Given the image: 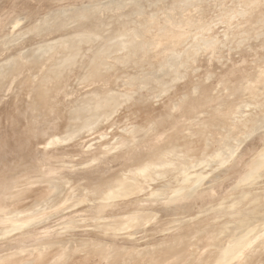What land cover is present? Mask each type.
<instances>
[{
    "label": "rangeland",
    "instance_id": "obj_1",
    "mask_svg": "<svg viewBox=\"0 0 264 264\" xmlns=\"http://www.w3.org/2000/svg\"><path fill=\"white\" fill-rule=\"evenodd\" d=\"M141 1L0 0V53L2 55H0V72H6L7 69V72L12 70L11 74L6 73L7 75L0 79H4L1 82L2 84L0 83V264H11L14 260L15 264L18 261L20 262V260H22L20 263L30 260L23 264H191L192 262H194L192 264H210L211 262H213L212 264H264V9L260 7L255 9L243 7L244 3L256 4L258 0ZM154 1L156 2L155 5H150L154 4ZM145 3L150 4L146 5ZM180 3L183 5L181 6ZM169 4L170 6H168ZM120 5L122 8L124 7L123 10ZM113 7H117L120 10L118 11L115 8V15L111 13L114 10ZM185 7L188 8L186 9ZM233 7L236 9H233ZM106 9H109V13ZM90 11H93V13L88 16ZM104 11H107V14ZM94 12L95 15L93 17ZM97 12L98 15H96ZM118 12H121V14H118ZM67 14L70 25L65 21ZM167 14L169 15L167 16ZM62 15L65 16L62 18L60 17ZM86 15L88 16V22L84 20ZM117 15L122 19L116 18ZM95 16H99V18L96 17V21L100 20L98 25L95 24L97 23L94 20ZM58 17L61 18V23H59ZM74 18L76 20L79 18V22L76 20L75 22L80 23V25L78 24L80 27H77L76 23V26L72 25L74 23L70 19ZM89 18L91 23L88 20ZM109 18L112 20L108 21ZM42 20L51 21V27L48 25L49 22H47L49 27L44 24V28L45 26L48 28L45 29L43 34H47L49 30H46L49 28H51V31L47 35H42V37L46 35L47 40L46 38L44 40L53 45L57 44L60 38L64 36L62 39L66 42L67 40L77 39V35H74L76 31V34H78V30L82 29L80 31L82 33L90 27L87 30V32H91L90 34L85 32L86 36L84 33H82L83 35L79 33L78 36H83V38L88 35L91 38L93 36L91 43L93 42L92 44L94 45L89 43L88 47L87 38L89 36L85 38L86 44L84 41V45L82 44L80 37L81 43L80 41L76 43L81 44L80 46L77 45L76 48L82 47L79 48L80 50L78 49L80 54L76 53L77 56L83 57L79 58L82 60L81 64H79L80 68L78 64L77 66L72 65L74 58L70 55L74 56L75 52H77V49L74 48L75 46L72 48L75 51H71V54L67 53V50L70 49L67 45L68 42L62 47L65 44L62 39L60 41L62 42L61 49L57 47L60 46V42L53 47H57L60 52L62 50L63 53L66 52L64 54L65 57L63 53L58 51L59 56L63 55L64 58H72L67 60L72 61L70 63L73 67L71 68H75V70L73 69L72 71L69 67L70 65L68 66L67 64L66 66L68 67L65 69V66L64 71H61L66 76L67 73L64 72L71 70L72 72H69L67 77L60 73L62 74L61 78L59 74L56 79L54 75L52 77L50 74L53 70H47L50 63L54 62V66H56L55 63L59 64L64 59L61 57L63 60L60 61L61 58L57 57L58 60L55 57L56 53L53 54L56 59L52 56V53L56 52L57 48L54 51L53 49L49 51V53L51 52L50 54L47 51L45 53L44 50H48V47L52 48L51 46L53 45L50 46V44H48V47H44V50L39 51L40 48L37 47V44L38 46L47 44L43 39L41 40L42 37H39V34L37 36L40 31L36 29L43 27ZM54 20H58V25L61 24L64 27L60 28V26L54 24V22L57 23ZM80 20L88 23V26ZM101 21L105 22V24H102ZM113 21L117 26L115 28L114 23H111L113 24L111 26L109 24L110 29L113 27L112 32L107 24ZM92 23L99 27L105 25V31L100 29L102 26L98 27V29L95 26L92 27ZM134 23L140 29H137L139 27H135ZM52 24L56 25L57 28L55 26L54 30H52ZM89 24L91 25L89 26ZM66 25H69V30L72 29L73 33L70 31L71 33L67 34L69 31L68 29L66 30ZM84 25L88 28L86 27L87 29H85ZM207 25L208 27H206ZM94 27L95 30L91 31L90 29ZM62 28H65V30H62ZM33 29L34 36H32L33 33H30L33 32ZM106 31L112 36H108L109 34L105 33ZM92 33L94 34L91 35ZM98 33L101 40H107L108 36L109 38L111 37L110 41L108 39L104 43L102 42L103 44L101 43L100 46V37L94 38L95 34L98 36ZM101 34L102 36L106 34V38L102 37ZM91 38L89 37L88 41ZM133 38H137L134 41L138 40L136 45L132 40ZM129 39L131 41H127ZM96 40L97 42H95ZM115 40L119 41V45L121 43L127 44V42L128 45L134 43L132 44V49L135 48V45L136 49L134 51L136 52L129 47L131 45L124 49L123 47L121 48L123 44L115 47ZM20 44L24 45L21 46ZM110 45L113 46V51L107 48L111 47L112 49ZM15 46L16 48H13ZM35 46L36 48H34ZM93 46L94 48H91ZM95 46L98 50H95ZM65 47L68 49L66 50ZM33 48H39L37 50L38 53L41 55L44 53V56L47 55L46 58H48L49 54L58 62L52 61V58L50 59L49 57L48 60L52 62L48 63L44 56L42 57L45 60L42 57L41 59L40 56L38 57L37 52ZM81 49L89 50L88 53H85L86 56L81 55L85 52L81 53ZM92 49L97 54L92 55ZM102 50L103 54H101ZM31 51L33 53L36 52V55ZM104 51L107 52L106 55ZM109 51L111 53H108ZM131 51L134 53H131ZM31 53L32 57L35 55L34 57L39 60L34 57L31 60L30 58L32 57H29ZM21 54H24L23 56L26 57V60L27 55H29L28 59L30 61V63L24 61L28 63H23V68L30 66L28 64H31V61V65L35 64V66H32L34 67L33 71L36 70L37 66L42 65V69L44 71L47 70L49 75H51L49 76L46 73L48 79L51 77L49 80L53 84L55 83L54 87L57 85L65 86L60 87L59 90V86L55 87V89L52 87L53 90L59 91V93L58 91L55 93V91L51 90L52 95L53 93L56 94L55 96L53 95L54 98L49 93L47 94L46 101L47 103H52L51 107L54 110L51 108L42 112L46 113L45 115L47 116L51 112V118L50 116H48L49 118L45 116L44 113L41 114L40 111L43 108H49V104L47 105L46 102L42 104L43 101L37 99H35L37 101H33V98L31 100V93L29 92L31 89L29 88L33 87L34 89L38 84L40 87L41 84V87L43 86L42 88L48 91L51 89L50 84L52 83L48 82L49 80H47L46 74L41 70V67L38 68V71H35V74L29 69L31 66L26 67V70L20 68L22 60H25L24 57L20 58ZM98 54H101V57L104 55V59L108 58L106 60V62L108 61L107 66H105L104 59L102 60ZM97 55L99 59L96 58ZM197 55L203 56V59ZM77 56L74 57L76 58ZM120 56L122 57L120 58ZM128 57H131V60L127 59ZM169 57L171 58L168 59ZM15 58L17 60H14ZM79 59L74 64L80 63L78 62L80 61ZM114 59L115 61H113ZM178 59L180 60L178 63H183L185 68V70L184 68L180 69L181 72L176 70L177 67L182 68V66H178L180 65L177 63ZM33 60L42 63H35ZM12 61H15L14 64L18 62L15 67L17 68L18 66L19 68L14 69ZM91 61L97 62L93 63ZM98 61H103L104 66ZM46 63L48 66L45 65ZM10 64L12 68L9 66L6 69L5 66ZM84 64L88 65V67L95 66L92 68L94 70L91 68L85 69ZM81 65L84 66L82 68L85 70H82ZM96 65L98 69H96ZM109 65L115 67L119 65V67L125 68L119 71L120 68L116 67L118 72H116L117 69L115 68L116 71L113 74L112 71L114 69L110 71V68L108 69ZM77 67L79 68L78 70H76ZM88 67L86 66V68ZM80 69L83 76H90L91 78L83 77L82 81L79 76L81 75ZM105 69H108L111 75ZM27 70L29 74H27ZM95 70L97 71L95 72ZM174 70L180 73H172ZM84 71H90V73L93 71V74L89 75L90 73L88 74ZM131 71L135 73L133 74ZM17 72L20 74L16 75L18 74ZM36 72H39V74ZM40 72H43L44 80L47 82L41 81L43 77ZM104 72L106 74L102 75ZM122 72L126 73V79L123 78L125 77L124 74H122L123 76L120 75ZM21 74L23 77L25 74L27 75L23 81L21 80L20 84L19 77L22 79ZM173 74L176 76H172ZM28 75H30L29 79L34 76L41 77H38L39 79L36 77L37 80L34 78L33 81L27 78ZM115 75H118V77ZM168 75L173 77V79L174 77L175 79L176 77L180 79L175 82L176 80L168 78ZM7 76H9L8 80ZM11 76L13 78H10ZM62 77L66 79L64 80ZM102 77L109 78L106 81ZM127 77L131 78L130 82L134 81L136 84L134 85L132 82L129 85L128 81L130 78L128 80ZM26 79L30 82L32 80L31 84L35 82L36 85L32 84L33 86H31ZM60 79H63V82ZM39 80L42 83L46 82L45 86L42 83L37 84L36 81L40 82ZM77 80L80 82H77ZM160 80H162L161 83L163 82V85L159 82L162 86L157 83ZM26 81L29 83L26 84L30 85L25 86V88L28 86V89L26 88L27 92L23 88ZM152 81L153 84L157 83V88L152 86ZM59 82L61 83L59 84ZM121 83L125 84V86H122ZM170 84H172L171 86L175 85L171 87ZM46 85H49L47 86L49 87L48 90ZM68 86L70 93L68 90L66 91ZM70 88L72 91H70ZM33 89V93H36L34 91L36 88ZM115 91L120 94L123 93L125 99L120 94L118 96ZM33 93L31 97L35 96L36 98ZM93 93L95 94L92 95ZM2 94L4 95L2 96ZM114 94L119 97L121 102H117L118 99L117 97L114 98ZM81 95L85 99L80 100L85 104L77 99L78 104L76 103L75 105L73 100L76 98L74 97L79 96V98H82ZM105 97L110 98V104L117 102L116 104L118 105L114 109L113 107L116 104L112 105V107H108L111 105L107 106L113 109H111L112 112L107 108L104 109L105 113L104 111H100V113L94 111V113H98L97 117L100 120H97L94 113L92 116L94 115L96 119L94 116L89 115V112H93L91 111L93 109L87 111L88 114H85V118L91 116L89 117L90 120L94 118L92 122H95V120L99 122L97 123L96 121L93 124L85 119V123L88 124L82 127L84 118L81 117L83 118L82 121L79 118L81 122L79 123L78 118H74L73 114L75 113L71 109L75 111L76 108L83 107L80 104L87 105L88 100L92 101V103L91 101L89 102V104H92L90 106L97 107V102L100 104V101L107 100ZM150 97L152 98L149 103L147 100ZM91 98H94L93 100L96 103ZM48 99H50V102H48ZM30 100L36 105L33 108L37 111L30 107L32 104ZM84 100H86L87 104ZM70 101L74 104L71 105ZM29 102L31 103L29 104ZM38 102L40 103L38 104ZM53 103L55 105L59 103V106H52ZM120 103L124 105H120ZM44 104L46 105L44 106ZM74 105L75 108L73 107ZM143 105H146V107L141 110ZM71 106L72 108L70 109ZM136 106L139 107L137 108ZM26 107H30V109ZM59 109H61L60 113L58 112ZM68 110L72 112H67ZM32 112L33 114L35 112V116L32 115ZM66 112H71L69 116L73 113L72 118L77 120L76 124H81V126L78 125L79 127L76 125L74 127L83 128H81V132L74 128L77 131L69 132L72 133L71 135L69 134V137L65 136L66 131L69 129L65 125L72 126L75 123H73L74 120L72 118H70V121L69 118H67L68 120L66 119L68 117V114L65 116ZM83 112L85 113L86 111ZM36 113L40 114V117L37 114V117L40 118L37 119L39 122L34 120V117L35 119L37 118ZM54 113L59 115L54 116ZM141 113L145 114L142 115ZM99 114L100 116L102 114V116L100 117ZM41 115L45 116L47 120L41 119ZM49 119L51 120L49 121ZM40 120L46 126L40 125ZM64 120H67V122H64ZM71 120L73 121L71 122ZM10 121H15V123L12 122L11 125ZM109 121L114 124L110 126ZM68 122H71L70 125ZM177 170L179 173H177ZM129 173L131 174L129 175ZM194 178L197 179L195 180ZM179 210L180 212H178ZM180 213L185 216H181ZM175 229L178 231H175ZM124 230H127V233ZM172 231H174L175 235ZM75 249L76 251H74ZM204 249L205 251H203ZM14 254H16V257ZM12 255L16 259L13 258L12 260ZM211 256L214 257L212 258ZM60 257L61 259H59Z\"/></svg>",
    "mask_w": 264,
    "mask_h": 264
},
{
    "label": "bare ground",
    "instance_id": "obj_2",
    "mask_svg": "<svg viewBox=\"0 0 264 264\" xmlns=\"http://www.w3.org/2000/svg\"><path fill=\"white\" fill-rule=\"evenodd\" d=\"M9 1H10V0H9ZM99 1H100V0H99ZM139 1L142 2L141 0H139ZM149 1H150V0H149ZM155 1H156V0H155ZM155 1H154V4H150V3H145V4H146V5H147V4L155 5V3H156ZM161 1H163V0H161ZM161 1H160V2H161ZM186 1H187V0H186ZM193 1H194V0H193ZM197 1H198V0H197ZM199 1H200V0H199ZM206 1H207V0H206ZM226 1H227V0H226ZM232 1H233V0H232ZM254 1H255V0H254ZM133 2H134V1H133ZM143 2H145V0H143ZM151 2H153V1H151ZM165 2H166V0H165ZM177 2H178V1H177ZM180 2H181V1H180ZM208 2H209V1H208ZM217 2H218V1H217ZM120 3H121V2H120ZM126 3H127V2H126ZM157 3H158V1H157ZM168 3H169V2H168ZM183 3H184V1H183ZM203 3H204V2H203ZM130 4H131V3H130ZM161 4H162V2H161ZM177 4H178V3H177ZM200 4H201V3H200ZM222 4H223V3H222ZM244 4H245V3H244ZM146 5H145V6H146ZM150 5H149V6H150ZM162 5H163V4H162ZM165 5H166V3H165ZM180 5L182 6L183 4L180 3ZM207 5H208V4H207ZM207 5H206V6H207ZM225 5H226V4H225ZM231 5H232V4H231ZM236 5H237V4H236ZM163 6H164V5H163ZM168 6H170V4H169ZM184 6H185V5H184ZM216 6H217V5H216ZM227 6H228V5H227ZM99 7H100V6H99ZM120 7L122 8L121 5H120ZM120 7H119V8H120ZM147 7H148V6H147ZM152 7H153V6H152ZM196 7H197V6H196ZM87 8H88V7H87ZM109 8H110V7H109ZM113 8H114V10L111 8V9L113 10V12H112L111 10H110V11H111V13H113V14L115 15L116 13H114V12H115V8L117 9V7H113ZM123 8H124V7H123ZM123 8H122V10H123ZM150 8H151V7H150ZM159 8H160V7H159ZM161 8H162V7H161ZM176 8H177V6H176ZM185 8H186V7H185ZM187 8H188V7H187ZM187 8H186V9H187ZM197 8H198V7H197ZM197 8H196V9H197ZM234 8H235V7H233V9H234ZM154 9H155V8H154ZM166 9H167V8H166ZM177 9H178V8H177ZM180 9H181V7H180ZM182 9H183V8H182ZM196 9H195V10H196ZM222 9H223V8H222ZM224 9H225V8H224ZM235 9H236V8H235ZM69 10H70V9H69ZM106 10H107V9H106ZM108 10H109V9H108ZM108 10H107V11H108ZM117 10L120 11L119 9H117ZM175 10H176V9H175ZM197 10H198V9H197ZM242 10H243V9H242ZM242 10H241V11H242ZM94 11H96V9H94ZM97 11H98V10H97ZM107 11H104V13L106 12V14H107ZM130 11H131V10H130ZM148 11H149V10H148ZM169 11H170V10H169ZM178 11H179V10H178ZM184 11H185V10H184ZM193 11H194V10H193ZM230 11H231V10H230ZM234 11H235V10H234ZM237 11H238V10H237ZM124 12H125V11H124ZM132 12H133V11H132ZM161 12H162V11H161ZM167 12H168V10H167ZM190 12H191V11H190ZM203 12H204V11H203ZM239 12H240V11H239ZM91 13H93V11H90V15H89V13H88V16H91ZM108 13H109V11H108ZM125 13H127V12H125ZM168 13H169V12H168ZM172 13H173V12H172ZM218 13H219V12H218ZM246 13H247V12H246ZM44 14H45V13H44ZM68 14L70 15V13H68ZM68 14H67V17H68V18L65 17L66 20L64 19V20L66 21V23L68 22V19H69ZM118 14H121V12H120V13L118 12ZM134 14H135V13H134ZM159 14H160V13H159ZM187 14H188V13H187ZM65 15H66V14H65ZM65 15H62V16H60V17L63 18ZM94 15H95V12H94V14H93V17H94ZM96 15H98V12L96 13ZM104 15H105V14H103V16H104ZM114 15H113V16H114ZM135 15H136V14H135ZM152 15H153V14H152ZM168 15H169V14H167V16H168ZM171 15H172V14H171ZM201 15H202V14H201ZM236 15H237V14H236ZM244 15H245V14H244ZM70 16H71V15H70ZM88 16L86 15V17H85L84 20L87 21V17H88ZM164 16H165V15H164ZM193 16H195V15H193ZM215 16H216V15H215ZM217 16H218V15H217ZM222 16H223V15H222ZM60 17H58V18H59V23H61V22H60V19H61ZM71 17H72V16H71ZM71 17H70V18H71ZM73 17H74V16H73ZM96 17L99 18V16H95V19H94L95 22H97V23H95V24L98 25V23H100V22H98V21H100V20L98 19V21H96V20H97ZM104 17H106V16H104ZM109 17H110V15H109ZM122 17H124V16H122ZM131 17H132V15H131ZM134 17H136V16H134ZM140 17H141V16H140ZM147 17H148V16H147ZM154 17L156 18V16H154ZM190 17H191V16H190ZM203 17H204V15H203ZM227 17H228V15H227ZM231 17H232V16H231ZM248 17H249V16H248ZM41 18H42V17H41ZM58 18H56V19H58ZM91 18H92V17H91ZM100 18H101V16H100ZM102 18H103V17H102ZM111 18H112V17H111ZM116 18H119L118 15H117ZM160 18H161V17H160ZM200 18H201V17H200ZM216 18H217V17H216ZM240 18H241V17H240ZM29 19H30V18H29ZM77 19H78V20H76V18H74V19H70V21L73 20V23H74V24H72L73 26H76V25H75V23H76L75 20H76L77 22H79V18H77ZM104 19H105V18H104ZM104 19H103V20H104ZM121 19H122V18H119V20H121ZM137 19L139 20L138 16H137ZM137 19H136V20H137ZM153 19H154V18H153ZM167 19H168V18H167ZM170 19H171V18H170ZM207 19H208V18H207ZM246 19H247V18H246ZM24 20H25V19H24ZM88 20H90V23H91V19L89 18ZM92 20H93V19H92ZM111 20H112V19L109 18L108 21H111ZM138 20H137V22H138ZM163 20H164V19H163ZM190 20H191V19H190ZM209 20H210V17H209ZM218 20H219V19H218ZM28 21H29V20H28ZM28 21H27V22H28ZM45 21H46V23H45ZM45 21H43V20L41 21V22H43V24H42L43 27L36 29V30H39V31H40L39 33H37V36H38V34H39V37H40V36L42 37V35L46 34V33L43 34V32L45 31L46 28H48L49 26L51 27V21H50V22H49V20H45ZM54 21L57 22L58 20H54ZM80 21H83V20H80ZM114 21H115V20H114ZM114 21H113V22H110V23L108 22V24H107V25H108V28H109V24H110V26L113 25V24H111V23H114ZM157 21H158V20H157ZM212 21H213V20H212ZM216 21H217V20H216ZM47 22H49V24H48L49 26L47 25ZM84 22H85V21H83L82 23H84ZM87 22H88V21H87ZM93 22H94V21H93ZM101 22H102V21H101ZM115 22H118V21L116 20ZM119 22L121 23V21H119ZM131 22H134V21H131ZM139 22H140V21H139ZM151 22H152V21H151ZM163 22H164V21H163ZM172 22H173V21H172ZM189 22H190V21H189ZM196 22H197V21H196ZM227 22H228V21H227ZM59 23H58V22H57V23L54 22V24H57V26H60V28H61L63 25H62V26H61V24L58 25ZM68 23H69V22H68ZM82 23H81V26H82ZM85 23H86V22H85ZM85 23H84V24H85ZM127 23H128V22H127ZM148 23H149V22H148ZM160 23H161V22H160ZM185 23H186V22H185ZM206 23H207V22H206ZM44 24H45L46 26H48V27L45 26V28H44ZM70 24H71V23H69V25H70ZM76 24H77V27H80V26H78V24L80 25V23H76ZM86 24H87V26H88V23H86ZM95 24L93 25V23H92V27L95 26ZM102 24H105V22H102ZM183 24H184V23H183ZM39 25H40V22H39ZM52 25H53V24H52ZM69 25H66V26H67L66 30L68 29V31H69L67 34H69V33H71V32L73 33V31H71L72 29L69 30V27H68ZM72 25H71V27H73ZM90 25H91V24H89V26H90ZM130 25H132V24H130ZM133 25H135V27L137 26L136 23H134ZM178 25H179V24H178ZM260 25H261V24H260ZM16 26H17V25H16ZM31 26H32V25H31ZM55 26H56V25H55ZM55 26H54V25L52 26V30H54V27H55ZM57 26H56V28H57ZM66 26H65V27H66ZM87 26H86V27H87ZM101 26H102V25H101ZM101 26H100V27H101ZM104 26H105V25L102 26L103 28H102V27L100 28L99 26H95V27H97L96 29H98V27H99L102 31H103V30L105 31V29H104L105 27H104ZM114 26H115V28H116L117 24L115 25V23H114ZM167 26H168V25H167ZM193 26H194V25H193ZM237 26H238V25H237ZM262 26H263V25H262ZM37 27H38V24H37ZM37 27H36V28H37ZM39 27H40V26H39ZM63 27H64V26H63ZM86 27H85V25H84V28H85V29L88 28V27H87V28H86ZM95 27H94V28H91L90 30H91V31H94V30H95ZM106 27H107V26H106ZM131 27H132V26H131ZM137 27H139V26H137ZM190 27H191V26H190ZM206 27H208V25H207ZM209 27H210V26H209ZM42 28H43V31L41 32ZM58 28H59V27H58ZM89 28H90V27H89ZM89 28H88V29H89ZM110 28H111V27H110ZM110 28H109V29H110ZM158 28H159V27H158ZM175 28H176V27H175ZM177 28H178V27H177ZM259 28H260V27H259ZM40 29H41V30H40ZM50 29H51V28L47 29L46 31H48V30L51 31ZM73 29H74V28H73ZM75 29H76V28H75ZM88 29H87V30H88ZM93 29H94V30H93ZM112 29H113V27H112ZM112 29H110V30L112 31ZM137 29H140V27L137 28ZM205 29H206V28H205ZM205 29H203V30H205ZM233 29H234V28H233ZM59 30H61V29H59ZM62 30H65V28H62ZM76 30H77V29H76ZM76 30H75V31H76ZM87 30H84L82 33H84V35H85V32H86V34H87V33L90 34L91 32H87ZM106 30L108 31V29H106ZM110 30H109V32H110ZM130 30H131V29H130ZM159 30H160V29H159ZM206 30H207V29H206ZM49 31H48L47 34H49ZM56 31H58V30L56 29ZM70 31H71V32H70ZM80 31H82V29H81V30H78V34H76L77 31L74 33V35H77V39H74V40L72 39V37H73L74 35H73V36L71 35V36H72V37H71L72 41L69 40L70 42L67 40L68 37H69V39H70V36H69V35H68V37H66L67 39L65 38V39L67 40L68 44H67V42H66L64 39H62V38L65 37L64 35H63L64 37H62V38H60V37L58 36V37L60 38L59 42H60L61 39H62L63 41H65V42H63V43H65V44H63V46H62V42H60V44H59V42L57 43V41H58V40H57V41H56L57 44H54V45L57 46V45L59 44L60 46H57V47H59V49H61V48H60L61 46L64 47V46L67 44L68 47L70 48L69 50H67L68 48L66 49V47H65V49L67 50V53H68V54H71V53H72L71 51H75V50H72V48L75 46L74 48L77 49V52H75V54H74V53H73V54H74V56H77L76 53H77V54H80V53H78L79 50H80L79 48H82V47H79V48L77 47V48H76L77 45H78V46L81 45V44H76V43H77V42L79 43V41H80V43H81V39H82V44H83V41H84V43L86 44V39H85V38H87L88 36L91 38L90 35H88V36L85 37V38H83V36H78L79 33H80ZM102 31H101V33H102ZM107 31H106L105 33L109 34ZM114 31H116V30H114ZM37 32H38V31H37ZM98 32H99V31H98ZM112 32H113V31H112ZM112 32H111V33H112ZM126 32H127V31H126ZM134 32L136 33V31H134ZM137 32H138V31H137ZM191 32H192V30H191ZM30 33H33L32 36H34V29H33V32H30ZM35 33H36V31H35ZM40 33H41V35H40ZM56 33H57V32H56ZM59 33H60V32H59ZM82 33H80V34H82ZM94 33H95V32H94ZM94 33H92L91 35H93ZM99 33H100V32H99ZM99 33H98V36H96V34H95V37H94L95 39H97V38L100 37V36H99V35H100ZM117 33H118V32H117ZM135 33H134V34H135ZM237 33H238V32H237ZM47 34H46V35H47ZM131 34H132V33H131ZM131 34H130V35H131ZM30 35H31V34H30ZM46 35H45V36H46ZM82 35H83V34H82ZM105 35H106V34H105ZM105 35H103V36L106 38L107 35H106V36H105ZM118 35H119V33H118ZM135 35H136V34H135ZM135 35H134V36H135ZM45 36L42 37L41 40H42V39L44 40V38H46V40H47V37H45ZM60 36H61V35H60ZM66 36H67V35H66ZM85 36H86V35H85ZM101 36H102V34H101ZM103 36H102V37H103ZM108 36H112V35L109 34ZM108 36H107V40L109 39V41H110V38H111V37L109 38ZM123 36H124V35H123ZM74 37H75V36H74ZM79 37H80L81 39H80ZM89 37H88V38H89ZM197 37H198V36H197ZM199 37H200V36H199ZM234 37H235V36H234ZM253 37H254V36H253ZM259 37H260V35H259ZM59 38H58V39H59ZM88 38H87V42H88L87 45H88V47H89V43H91V41H93V36H92V38H91L92 40L90 39V40L88 41ZM112 38H113V37H112ZM201 38H202V37H201ZM255 38H256V36H255ZM257 38H258V37H257ZM52 39H53V38H52ZM79 39H80V40H79ZM84 39H85V40H84ZM102 39H104V38H102ZM134 39H135V38H133L132 40L134 41ZM136 39H137V38H136ZM136 39H135V40H136ZM207 39H208V38H207ZM234 39H235V38H234ZM46 40H44V41L47 43V44H46L47 46H46V45H45V46H44V45L42 46L41 44H39V45H41V46H38V44H37V47L40 48V49L38 48L39 51H40V50H44V47H48V44H50V43L47 42ZM107 40L105 39L104 41H107ZM141 40H142V39H141ZM226 40H227V39H226ZM16 41H17V40H16ZM44 41H43V42H44ZM98 41H99V40H98ZM100 41H101V42H100ZM100 41H99V43H100V46H101V43H102V42L104 43V41L101 40V37H100ZM117 41H118V40H117ZM117 41L115 40L116 43L113 42V43L115 44V47H116V45H119V41H118V44H117ZM124 41H125V40H124ZM127 41H131V39H129V40H127ZM133 41H132V42H133ZM209 41H210V40H209ZM223 41H224V40H223ZM227 41H228V40H227ZM255 41H256V40H255ZM95 42H97V40H96ZM121 42H123V41H121ZM121 42H120V43H121ZM134 42H135V45H136V43L138 42V40H137V41H134ZM139 42H140V41H139ZM141 42H142V41H141ZM173 42H174V41H173ZM92 43H93V42H92ZM92 43H91V44H92ZM103 43H102V44H103ZM129 43H131V42H129ZM256 43H257V42H256ZM91 44H90V45H91ZM114 44H113V45H114ZM122 44H123V43H121L120 45H122ZM125 44H126V43H124V44H123L124 46L122 45L121 48L123 47V49H124V48H126L127 46L131 45V46H129V47H131V49H132V47H133L132 44H134V43L128 45V42H127V44H126V45H125ZM154 44H155V43H154ZM209 44H210V43H209ZM209 44H207V45H209ZM241 44H242V43H241ZM262 44H263V43H262ZM20 45L22 46V45H24V44H20ZM51 45H53V44L51 43L50 46H51ZM54 45L51 46L52 48L48 47V50H44L45 53H46V51L49 53V51H51L52 49H53V51H54V49L57 48V47L53 48ZM83 45H84V44H83ZM83 45H82V46H83ZM87 45H85V46H87ZM92 45H94V44H92ZM98 45H99V44H98ZM98 45H97V46H98ZM120 45H119V46H120ZM135 45H134L135 48L132 49L133 51L136 49V46H135ZM137 45H138V44H137ZM139 45H140V44H139ZM213 45H214V44H213ZM16 46H17V45H16ZM16 46L13 47V48H16ZM18 46H19V45H18ZM110 46H112V45H110ZM142 46H143V45H142ZM41 47H42V48H41ZM83 47H84V46H83ZM170 47H171V46H170ZM242 47H243V46H242ZM252 47H253V46H252ZM34 48H36V46H35ZM34 48H33V49H34ZM49 48H50V50H49ZM86 48H87V47H86ZM86 48H84V49H86ZM91 48H94V46L91 47ZM91 48H90V49H91ZM107 48L110 49V50H112V51L114 50L113 46H112V49H111V47H107ZM117 48H118V47H117ZM127 48H128V47H127ZM165 48H166V47H165ZM203 48H204V47H203ZM208 48H209V47H208ZM214 48L216 49V47H214ZM243 48H244V47H243ZM33 49H32V50H33ZM38 49H34V51H36L37 54H38L37 56H38V57L40 56V58H41L42 56H44V53H43V51H41V53H43V54L41 55L40 53H38V51H37ZM46 49H47V48H46ZM59 49L57 48V51L55 50L56 52L52 53V56H53V54L56 53V54H55V57H56V58H57V57H58V58H61V57H62V58L64 59V61H63V62H60V61L63 60V59L61 58V60L59 61V62H60L59 64H58V63H57V64L55 63L56 66H54V62H52V61H54L56 58L53 56V57L55 58V59H54V58H52L51 55H49L51 52H50L49 54L47 53V54H48V58H46L47 55L44 56V57L46 58V60H48L49 57H50V59L52 58V59H51L52 61H51V60H48V63H49V62H52V64L50 63L51 65L49 64V66H48L47 63H46L45 65L49 67V69H48V67H47V70H48V71H49V70H50V71L53 70V71H51L50 74L52 75V77H53V75H54V76H55L54 78H56V79L58 78L59 74L62 73L61 71H64V67H65L67 64H68V66L70 65V66H69L70 68L73 67V66H71V63H70V62H72V61H71V60H70V61L67 60V59H69L70 57H69V58H68V57H67V58H64V56H65L64 54H65L66 52L63 53V50H62V52H60ZM78 49H79V50H78ZM87 49H89V48H87ZM119 49H120V48H119ZM129 49H130V48H129ZM129 49H128V50H129ZM131 49H130V50H131ZM139 49H140V48H139ZM141 49H142V48H141ZM186 49H187V48H186ZM92 50H93V49H92ZM95 50H98V48H96V46H95ZM189 50H190V49H189ZM232 50H233V49H232ZM11 51H12V49H11ZM58 51H59L60 53H63L64 56L61 55L60 53H59V54H60L61 56H59L58 53H57ZM68 51H69V52H68ZM83 51H85V50L81 49L80 52L83 53ZM86 51H87V50H86ZM86 51L83 53L84 55H83V54H81V55H82V56H86L85 53H88L89 50H88L87 52H86ZM202 51H203V50H202ZM204 51H205V50H204ZM3 52H4V51H3ZM3 52H2V53H3ZM29 52H30V51H29ZM31 52H32V51H31ZM36 52H34V53L32 52V53L35 54ZM70 52H71V53H70ZM93 52H94V50L92 51V55H93V54H97L96 51H95L94 53H93ZM105 52H106V51H104V53H105ZM120 52H121V51H120ZM120 52H118V53H120ZM124 52H125V51H124ZM134 52H136V51H134ZM134 52L131 51V53H134ZM142 52H143V50H142ZM184 52H185V51H184ZM190 52H191V51H190ZM228 52H229V51H228ZM228 52H227V53H228ZM32 53H31L30 56L27 55V60L25 59L26 57L23 56L24 54H21V56L19 55L20 58H21V57H22V58L24 57V59H25V60H22V61H23V62H21L22 66H21L20 68L25 69L26 67L28 68V67L31 66L32 69H31V68H29V69H30V71L32 70V73L34 72V74H35V71H36V70L38 71V68L41 67V70H43V69H42V65H41V66L39 65V67L37 66V67L35 68L36 70L33 71V68H34V67H32V66H35V64H34V65H31V64H32V61H31V64H28V65H30V66H25V67L23 68V66H24L23 63H25L24 61H28V62L30 63V61H29V59H28V56H29V57H32ZM108 53H111V52L109 51ZM115 53H116V52H115ZM115 53H114V54H115ZM125 53H126V52H125ZM129 53H130V52H129ZM199 53H200V52H199ZM29 54H30V53H29ZM101 54H103V50H102ZM101 54H98L99 57H101ZM106 54H107V52L105 53V55H106ZM121 54H122V53H121ZM136 54H138V53H136ZM182 54H184V53H182ZM196 54H197V52H196ZM0 55H1V53H0ZM35 55H36V54H35ZM35 55H34V56H35ZM56 55H57V56H56ZM98 55H97V57H96L97 59H99V58H98ZM108 55H109V54H108ZM117 55H118V54H117ZM127 55H128V53H127ZM132 55H133V54H132ZM142 55H143V54H142ZM208 55H209V54H208ZM1 56H2V55H1ZM19 56H18V58H19ZM25 56H26V54H25ZM34 56H33V57H34ZM67 56H68V55H67ZM70 56H72V58H74V59H73V60H74V63L76 62V60H78V59L81 57L80 55H78V56L76 57V58H78V59H76L73 55H70ZM87 56H88V55H87ZM94 56H96V55H94ZM103 56H104V55H102V57H101L102 60L104 59ZM111 56H112V55H111ZM124 56H125V55H124ZM134 56H135V55H134ZM181 56H182V55H181ZM197 56H198V55H197ZM33 57L30 58V59L32 60ZM65 57H66V56H65ZM105 57H106V56H105ZM107 57H108V56H107ZM112 57H113V56H112ZM112 57H111V59H112ZM116 57H117V56H116ZM121 57H122V56H120V58H121ZM126 57H127V56H126ZM172 57H173V56H172ZM198 57H201V58H202L203 56L200 55V56H198ZM34 58H37V57H34ZM42 58H43V57H42ZM42 58H41V59H42ZM58 58H57V59H58ZM72 58H70V59H72ZM81 58H83V57H81ZM92 58H93V56H92ZM96 58H95V59H96ZM130 58H131V57H128L127 59H130ZM170 58H171V57H169L168 59H170ZM204 58H205V57H204ZM37 59H38V58H37ZM43 59H44V58H43ZM65 59H66V61H65ZM95 59H94V60H95ZM97 59H96V60H97ZM132 59H134V57H132ZM165 59H166V58H165ZM202 59H203V58H202ZM229 59H230V58H229ZM14 60H17V59L15 58ZM38 60H39V59H38ZM44 60H45V59H44ZM44 60H43V61H44ZM58 60H59V59H58ZM58 60H57V61L55 60V61L58 62ZM79 60H80V59H79ZM92 60H93V59H92ZM106 60H108V58H107V59H104V61H105V63H106L105 66L108 65V64H107L108 61L106 62ZM130 60H131V59H130ZM225 60H226V59H225ZM33 61H35V63H40V64L42 63V62H39V61L36 62V60H33ZM67 61H68V63H67ZM110 61H111V60H110ZM113 61H115V59H114ZM117 61H118V60H117ZM134 61H135V60H134ZM166 61H167V60H166ZM178 61H180V60L178 59V60H177V63H178ZM181 61H182V60H181ZM198 61H200V60H198ZM231 61H232V60H231ZM9 62H10V61H9ZM9 62H8V64H9ZM12 62H13V61H12ZM18 62H19V60H18ZM18 62H16L17 64H14V63H15V61H14L12 65L15 67L16 65H18ZM28 62H26V63H28ZM46 62H47V61H46ZM78 62H80V63H76V64L72 63V65L77 66V64H78V65L81 64L82 60H80V61H78ZM86 62H87V61H86ZM91 62L94 63L95 61H91ZM96 62H97V61H96ZM96 62H95V63H96ZM98 62H99V61H98ZM102 62H103V61H101V62H99V63L101 64ZM173 62H174V61H173ZM10 63H11V62H10ZM26 63H25V64H26ZM170 63H171V62H170ZM43 64H44V62H43ZM86 64H87V63H86ZM102 64H103V63H102ZM102 64H101V65H102ZM149 64H150V63H149ZM162 64H163V63H162ZM178 64H180V63H178ZM37 65H38V64H37ZM52 65H53V67H52ZM84 65H85V64H84ZM113 65H114V63H113ZM113 65H112V66H113ZM129 65H131V64H129ZM129 65H128V66H129ZM172 65H173V64H172ZM175 65H176V64H175ZM194 65H195V64H194ZM9 66H10V68H12V67H11V64H10V65H6V66H5L6 69H7ZM19 66H20V65H19ZM50 66L52 67V69H50V68H51ZM68 66H66L65 69H66ZM75 66H74V67H75ZM86 66L88 67V65H85V69H87V70L90 69V68L92 69V68L95 67V66H91V67L86 68ZM102 66H104V64H103ZM112 66L109 65L108 69L110 68V71H112L111 69H114V70H113L114 72L112 71V73L115 74V71H116V69L119 67V65H118V67H117V65H116L117 68H116L115 66H113V68H111ZM178 66H179V67L182 66V68H181V67L178 68L177 65H176V67H177L176 70H179V71H180V69H183V68H184V67H183V66H184L183 63H181V64L178 65ZM187 66H188V65H187ZM5 67H4V68H5ZM14 67H13V68H14ZM54 67H55V69H53ZM78 67L80 68V65H79ZM78 67H77L76 70L79 69ZM82 67H84V66L81 65V68H82ZM96 67H97V65H96ZM121 67H122V66H121ZM121 67H119V68H120L119 71H120L121 69L125 68V67H122V68H121ZM17 68H19V67L17 66ZM17 68L15 67L14 69H17ZM43 68H44V65H43ZM115 68H116V69H115ZM128 68H129V67H128ZM148 68H149V67H148ZM152 68H153V67H152ZM196 68H197V67H196ZM68 69H69V68H68ZM71 69H72V71H73V69L75 70V68H71ZM85 69L82 68V70H85ZM96 69H98V67H97ZM99 69H100V68H99ZM108 69H105V71H107ZM150 69H151V68H150ZM25 70H26V69H25ZM45 70H46V68H45ZM47 70H46V71L43 70V71L45 72V74L48 73ZM92 70H94V69H92ZM184 70H185V68H184ZM190 70H191V69H190ZM203 70H204V69H203ZM7 71H8V69H7ZM7 71H6V72L3 71V73H1L2 71L0 72V77H1L0 79H2L4 76H6V75L9 74V73L11 74V71H12V70L9 71V72H7ZM30 71H29V72H30ZM39 71H40V70H39ZM66 71H67V70H66ZM72 71L70 70L69 72H72ZM96 71H97V70H95V72H96ZM103 71H104V70H103ZM154 71H155V70H154ZM179 71L176 72V71L174 70V71H172V73L175 72V74H176V73L179 74V73L181 72V71H180V72H179ZM69 72L67 71V72H64V73H67V75H68ZM81 72H82V71H81V69H80V73H81ZM84 72H86V73H88V74L90 73V71H84ZM92 72H93V71H92ZM92 72H91L89 75L93 74ZM116 72H118V69H117ZM125 72H126V71H125ZM125 72L120 73V75L124 74L125 77H123V78L126 79V73H125ZM182 72H183V70H182ZM6 73H7V74H6ZM13 73L15 74V72H13ZM13 73H12V75H13ZM17 73H18V72H17ZM24 73H26V71H24ZM36 73L39 74V72H36ZM107 73H108L109 75H111V74H110L111 72L109 73V70H108ZM131 73L134 74L135 72H132V71H131ZM131 73H130V74H131ZM141 73H142V72H141ZM187 73H188V72H187ZM194 73H195V72H194ZM19 74H20V73H18V74H16V75H19ZM27 74H29V73H28V70H27ZM27 74H25L24 77H26ZM34 74H33V75H34ZM37 74H36V75H37ZM40 74H42L43 79L41 78V81H43V80H44V74H43V72H42V73L40 72ZM62 74H63V73H62ZM62 74H60V76H59L60 78H61ZM72 74H73V73H72ZM83 74H84V73H83ZM88 74H86V75H88ZM104 74H106V73L104 72L102 75H104ZM113 74H112V75H113ZM127 74H128V73H127ZM169 74H171V73H169ZM175 74H173L172 76H176ZM48 75H49V73H48ZM51 75H49V76H51ZM63 75H64V74H63ZM67 75H66V76L64 75V76L67 77ZM70 75H71V74H70ZM75 75H76V74H75ZM81 75H82V73H81ZM81 75H79V76L81 77V79H82V81H83V77H85V76H83V75L81 76ZM141 75H143V74H141ZM9 76H10V75H9ZM9 76L6 77L7 80L9 79V78H8ZM14 76H15V75H14ZM20 76H22V74H21ZM29 76H30V75H28V77H27L28 79H29ZM45 76L47 77V80H49V79L51 78V77H49V79H48L47 74H46ZM100 76H101V73H100ZM105 76H106V75H105ZM115 76L118 77V75H115ZM115 76H114V77H115ZM122 76H123V75H122ZM122 76H121V77H122ZM132 76H133V75H132ZM160 76H161V75H160ZM169 76H170V75H168L167 77L173 79V77H171V76L169 77ZM177 76H179V75H177ZM180 76H181V75H180ZM24 77L22 76V79H21V77H19V78H20V84H21V80L23 81V79H25ZM31 77H32V76H31ZM36 77H37V76H36ZM36 77L34 76V77L30 78V79L33 80L34 78L36 79ZM38 77H41V76H38ZM38 77H37V78H38ZM65 77H64V78L62 77V78L65 80V79H66ZM80 77H79V78H80ZM87 77L91 78L90 76H86L85 78H87ZM106 77H107V76H106ZM109 77H110V76H109ZM109 77H108V78H109ZM112 77H113V76H112ZM119 77H120V76H119ZM130 77H131V76H130ZM130 77H127V79L129 80ZM140 77H141V76H140ZM144 77H145V76H144ZM192 77H193V76H192ZM10 78H13V76H11ZM75 78H76V77H75ZM102 78H103V77H102ZM104 78H105V77H104ZM104 78H103V79H104ZM108 78H107V79H108ZM123 78H122V80H123ZM134 78H137V77H134ZM142 78H143V76H142ZM168 78H167V80H168ZM182 78H183V77H182ZM15 79H16V78H15ZM30 79H29V80H30ZM38 79H39V78H38ZM63 79H60V80H62V82H63ZM73 79H74V77H73ZM81 79H79V80H81ZM87 79H88V78H87ZM97 79H98V78H97ZM107 79L105 78L106 81H107ZM117 79H119V78H117ZM132 79H133V77H132ZM164 79H165V78H164ZM172 79H171V80H172ZM174 79H175V77H174ZM174 79H173V80H174ZM177 79H180V78H179V77H176V79H175L176 81H175V82L178 81ZM26 80H27V79H26ZM29 80H27V81H29ZM32 80H31V82H32ZM36 80H37V79H36ZM60 80H59V81H60ZM105 80H103V81H105ZM119 80H120V79H119ZM128 80H127V81H128ZM134 80H136V79H134ZM144 80H145V79H144ZM147 80H148V79H147ZM157 80H158V79H157ZM167 80H166V81H167ZM182 80H183V79H182ZM2 81H4V79H3V80H0V83H1ZM16 81H17V80H16ZM27 81L25 82V84L22 83V84H24V87H23V88H25V86L28 85L29 83H30L31 86H33V85L35 86V85H36L35 82H33V83H32L33 85H32L30 81H29V83H28ZM33 81H34V80H33ZM39 81H40V80H39ZM41 81H40V82L36 81V82H37V84H38V83H42ZM44 81H46V80H44ZM44 81H43V82H44ZM52 81H53V80H52ZM82 81H81V83H82ZM130 81H131V78H130V80L128 81V82H129V83H128L129 85L132 84V82L134 83V85L136 84L134 81H132V82H130ZM138 81H139V80H138ZM141 81H142V80H141ZM148 81H150V80H148ZM148 81H147V82H148ZM161 81H162V80L158 81L157 83L159 84V82L161 83ZM168 81H169V80H168ZM206 81H207V80H206ZM46 82H47V81H46ZM46 82H45V83H42V85L45 86ZM48 82H49V83H52L51 80H49ZM77 82H80V81L77 80ZM136 82H137V80H136ZM175 82H173V83H175ZM182 82H183V81H182ZM26 83H28V84H26ZM49 83H48V84H49ZM60 83H61V82H59V84H60ZM123 83H125V82H123ZM157 83L153 84V81H152V86H153V87H156V86H157ZM169 83H170V82H169ZM173 83H172V84H173ZM209 83H210V82H209ZM1 84H2V83H1ZM1 84H0V85H1ZM57 84H58V83H57ZM62 84H63V83H62ZM65 84H66V83H65ZM67 84H68V83H67ZM100 84H101V83H100ZM121 84H122V83H121ZM142 84H143V83H142ZM150 84H151V83H150ZM161 84L163 85V82H162ZM161 84H159V86H162ZM172 84H170V86H171ZM176 84H177V83H176ZM6 85H7V84H6ZM9 85H10V84H9ZM30 85H28V86H30ZM53 85H55V83H54V84H53V83L50 84V88H51V89H49L50 91L48 90L49 87H47V86H49V85H46V88H47V90H48L49 92L46 91L45 88H42L43 86L41 87V84H40V87H39V84L37 85V86L39 87L38 90H37V88H38L37 86L35 87L36 90H34L35 88L33 89V87H32V88H29V89H31V90L29 91L31 94H30L29 92H28V93H29L31 96H32V93H33L32 89H33L34 91H36V93H33V94L36 95V98H35V96L33 95L34 97H31V96H30V99L32 100V98H33V99H34L33 101L41 100V101H43L42 104L45 103V102L47 103V101H46L47 94L49 93L50 96H51V95H52V94H51L52 91H55V90H53V88L55 89V87H58V86H59V85H57V86L54 87ZM91 85H92V84H91ZM113 85H115V84H113ZM126 85H127V83H126ZM134 85H133V86H134ZM138 85H139V84H138ZM174 85H175V84H174ZM174 85H173V86H174ZM209 85H210V84H209ZM11 86H12V85H11ZM28 86H27V87H28ZM92 86H94V85H92ZM96 86H97V85H96ZM122 86H125V84H124V85L122 84ZM173 86H171V87H173ZM4 87H6V86H4ZM27 87H26V88H27ZM52 87H53V88H52ZM60 87L62 88V87H65V86H61V85H60L59 88H58V90L60 89ZM81 87H82V86H81ZM98 87H99V85H98ZM126 87H127V86H126ZM143 87H144V86H143ZM147 87H148V85H147ZM149 87H150V86H149ZM26 88H25V89H26ZM115 88H116V87H115ZM123 88H124V87H123ZM141 88H142V87H141ZM144 88H145V87H144ZM156 88H157V87H156ZM4 89H5V88H4ZM6 89H7V88H6ZM20 89H21V88H20ZM27 89H28V88H27ZM27 89H26V91H25V90H24V91L27 92ZM89 89H90V88H89ZM112 89H114V88H112ZM153 89H154V88H153ZM22 90H23V89H22ZM51 90H52V91H51ZM58 90H57V91H58ZM67 90H68V92H69V86H68V89L66 88V91H67ZM115 90H117V89H115ZM145 90H146V89H145ZM168 90H169V88H168ZM170 90H171V89H170ZM172 90H174V89H172ZM7 91H8V90H7ZM20 91H21V90H20ZM44 91H46V93H44ZM57 91H55V93H56ZM70 91H72L71 88H70ZM88 91L90 92V90H88ZM88 91H87V92H88ZM99 91H101V90H99ZM102 91L104 92V90H102ZM110 91H111V90H110ZM119 91H121V90H119ZM122 91H123V90H122ZM158 91H159V90H158ZM5 92H6V91H5ZM10 92H11V91H10ZM87 92H86V93H87ZM89 92H88V93H89ZM126 92H127V91H126ZM126 92H125V93H126ZM7 93H8V92H7ZM28 93H27V94H28ZM58 93H59V91H58ZM69 93H70V92H69ZM77 93H78V92H77ZM91 93H92V91H91ZM98 93H99V92H98ZM112 93H113V91H112ZM115 93H116L117 95L120 94V93H118V91H117V92L115 91ZM94 94H95V93H93L92 95H94ZM116 94H114L113 96H114V98L117 97V99H118L117 102H119V101L121 102V100H120L119 97H118V96H120V95H121V96H124V99H125V95H124L123 93H122L123 95L120 94V95H118V96H117ZM132 94H133V93H132ZM137 94H138V93H137ZM137 94H136V95H137ZM3 95H4V94H2V96H3ZM53 95L55 96L56 94L53 93ZM53 95H52V96H53ZM75 95H76V94H75ZM82 95H83V94H82ZM82 95H81L82 98H79V96L74 97V98H76V99H75L76 101L73 100V102L75 103V105H76V103L78 104L77 99H79V100H80V99H82V100L85 99ZM97 95H98V94H97ZM111 95H112V94H111ZM115 95H116V96H115ZM166 95H167V94H166ZM50 96H49V97H50ZM52 96H51V97H52ZM54 96H53V98H54ZM104 96H105V95H104ZM104 96H102V97H104ZM106 96H107V95H106ZM109 96H110V94H109ZM109 96H107V97H109ZM6 97H7V96H6ZM44 97H45V98H44ZM51 97H50V99H51ZM86 97L88 98V96H86ZM100 97H101V96H100ZM107 97H105V98H107ZM111 97H112V96H111ZM142 97H143V96H142ZM8 98H9V97H8ZM53 98H52V99H53ZM127 98H128V97H127ZM137 98H138V96H137ZM151 98H152V97L148 98L149 100H147V101H149V103H150V99H151ZM35 99H37V100H35ZM43 99H44L45 101H44ZM50 99H48V102H50V101H49ZM65 99H66V98H65ZM71 99H72V98H71ZM91 99H92V98H91ZM93 99H94V98H93ZM93 99H92V100H93ZM109 99H110V98H109ZM109 99L107 98V100L102 101L103 103L100 101V104H99L98 102H97V103H98V104H97L96 101L93 100V101H95L97 107H95V106H94V107H93V106H90V105H92V104H89V102H90L91 100H88V104H89V105H88L87 102H86L87 99L84 100V101L86 102L87 105H84L85 103H84L82 100H80V102L82 101V102L84 103V104H80V106L82 105L83 107H78V106H79V105H78V106H76V107H78V108H76V110L74 111V109H71V108H72V106H71L70 109L75 113V114H73V113H72V114H73L74 118H75V117H76V119L78 118L77 120H79V121H78L79 123H81L79 118H81V117L84 118V120H83L84 122H82V123H83V124H82V127H85V125L87 126V124H88V123H87V124L85 123L86 120L92 122V119L95 118V116H94L95 114H96V118H97V120H100V119H98V117H97V116H98V113H94V111H97V112H99V113H100V111H104V113H105L106 111H105L104 109L107 108L108 110L110 109V111L112 112V110L118 105V104H116L117 102L114 103V104H113V103L110 104L109 102H111V101H109ZM121 99H122V98H121ZM124 99H123V100H124ZM139 99H140V98H139ZM154 99H155V98H154ZM197 99H198V98H197ZM31 100H30V101H31ZM57 100H58V99H57ZM57 100H56V102H57ZM68 100H70V99H68ZM112 100H113V97H112ZM114 100H115V99H114ZM123 100H122V101H123ZM27 101H28V98H27ZM41 101H40V102H41ZM52 101H53V100H52ZM142 101H143V100H142ZM31 102H32V101H31ZM31 102H29V104H30ZM40 102H38V104H39ZM54 102H55V101H54ZM56 102H55V103H56ZM82 102H81V103H82ZM112 102H114V101H112ZM144 102H145V101H144ZM216 102H217V101H216ZM70 103H71V105L74 104V103L72 104V101H70ZM91 103H92V101H91ZM123 103H124V102H123ZM27 104H28V103H27ZM29 104H28V105H29ZM36 104H37V103H36ZM48 104H49V106H48L49 108H46V109L43 108V107L41 106V108H43L42 110H40V111H41V114H43V113L45 112V110L53 108V107H51V104H52V103H47V105H48ZM57 104H58V105H55V104L53 103L52 106H54V105H55L56 107L59 106V103H57ZM60 104H62V103H60ZM115 104H116V105H115ZM24 105H25V104H24ZM31 105H32V106H31ZM31 105H30V107H31L32 109H34L35 106H36V105H34L33 102H32ZM33 105H34V106H33ZM45 105H46V104H44V106H45ZM75 105L73 106L74 108H75ZM108 105H111V106H108ZM112 105H113V106L115 105V106L113 107V109H112V108H108V107H112ZM120 105H124V104H121V103H120ZM107 106H108V107H107ZM141 106H142V105H141ZM30 107H26V108H27V109H30ZM33 107H34V108H33ZM136 107H137V106H136ZM138 107H139V106H138ZM138 107H137V108H138ZM144 107H146V105H143V107H142L141 110H143ZM152 107H153V106H152ZM152 107H151V108H152ZM39 108H40V105H39ZM190 108H191V107H190ZM32 109H31V110H32ZM87 109H88V110H87ZM91 109H93V110H91ZM111 109H112V110H111ZM139 109H140V108H139ZM146 109H148V108H146ZM146 109H145V111L148 112V110H146ZM31 110L29 111L30 114H31ZM34 110H36V109H34ZM52 110H54V108H53ZM52 110H50V111H52ZM56 110H57V108H56ZM60 110H61V109H59L58 112H59ZM63 110H64V109H63ZM71 110H68L67 112H69V111H71ZM89 110L93 111V112H91V113L89 112V115L92 116V114L94 113V115H93L94 118H92L91 120H90V118H89V117H91V116H89V117L87 116V117L85 118V116L88 114L87 111H89ZM141 110H139V111H141ZM36 111H37V110H36ZM42 111H44V112H42ZM50 111H48V112H50ZM72 111H71V112H72ZM82 111H86V112H85V113L83 112V113H84V114H83ZM145 111H144V112H145ZM184 111H185V110H184ZM27 112H28V111H27ZM53 112H55V111H53ZM58 112H56V113H58ZM67 112L65 113V116L68 114V117H66V119L69 118V121H70V118H72L73 116H72V114H71V115H70L71 117H70L69 114H70L71 112H70V113H67ZM108 112H109V111H108ZM108 112H107V115H108ZM111 112H110V113H111ZM141 112H142V111H141ZM147 112H145V113H147ZM149 112H150V111H149ZM186 112H187V111H186ZM24 113H25V112H24ZM59 113H60V112H59ZM86 113H87V114H86ZM104 113L102 112V114H104ZM110 113H109V114H110ZM145 113H143V114H145ZM190 113H191V112H190ZM18 114H19V113H18ZM28 114H29V113H28ZM30 114H29V115H30ZM34 114H35V112H34ZM34 114H33V112H32V115H34ZM37 114H39V113H36V117L38 116ZM45 114H46V113H44V115H45ZM50 114H51V112L48 114V116H50V118H51V115H50ZM54 114H55V113H54ZM82 114H83V116H81ZM85 114H86V115H85ZM102 114H101V116H102ZM141 114H142V113H141ZM143 114H142V115H143ZM181 114H182V113H181ZM56 115H57V114H55L54 116H56ZM58 115H59V114H58ZM58 115H57V116H58ZM125 115H126V114H125ZM34 116H35V115H34ZM45 116H47V115H45ZM45 116L41 115V119H43V118L45 119ZM48 116H47V117H48ZM52 116H53V115H52ZM93 116H92V117H93ZM99 116H100V114H99ZM101 116H100V117H101ZM103 116H104V115H103ZM17 117H18V116H17ZM39 117H40V114H39ZM47 117H46V118H47ZM104 117H105V116H104ZM177 117H178V116H177ZM48 118H49V117H48ZM52 118H53V117H52ZM74 118H72L74 121L71 120V122L73 121V123H75L74 125H72L73 123L71 124L72 126H66V125H65V127H67V128L69 127V129H70V130L68 129V131H66V132L68 133V135H67V133H65V134H66V135H65L66 137H69V136L72 134V133H69V132H72V131L74 132V130H75L74 128H77V127L81 126V124H76V123H77V120L74 119ZM83 118H81V121H82ZM87 118H89V119H87ZM96 118H95V119H96ZM10 119H11V118H10ZM37 119H40V118L37 117V118L35 119V117H34V120H37ZM85 119H86V120H85ZM102 119H103V117H102ZM28 120H29V119H28ZM45 120H47V119H45ZM45 120H44V121H45ZM50 120H51V119H49V121H50ZM53 120H55V119L53 118ZM67 120H68V119H67ZM67 120H64V122H67ZM75 120H76V122H75ZM97 120H95V122H92V123L95 124ZM5 121H6V120H5ZM37 121H38V120H37ZM37 121H36V123H37ZM88 121H87V122H88ZM113 121H114V120H113ZM113 121H112V122H113ZM10 122H11V121H10ZM12 122H13V121H12ZM12 122H11V125H12ZM38 122H39V121H38ZM40 122H41V120H40ZM42 122H43V121H42ZM42 122L40 123V125H43ZM47 122H48V121H47ZM47 122H46V123H47ZM55 122H56V121H55ZM71 122H68L69 125H70ZM98 122H99V121H97V123H98ZM13 123H15V121H14ZM44 123H45V122H44ZM68 123H67V124H68ZM84 123H85V124H84ZM102 123H103V122H102ZM109 123H110V121H109ZM6 124H7V123H6ZM111 124H112V123H110V126H111ZM113 124H114V123H113ZM113 124H112V125H113ZM222 124H223V123H222ZM222 124H221V125H222ZM75 125H76L77 127H74ZM78 125H79V126H78ZM83 125H84V126H83ZM91 125H92V124H91ZM231 125H232V124H231ZM4 126H5V125H4ZM43 126H46V125H43ZM9 127H10V126H9ZM11 127H12V126H11ZM52 127H53V126H52ZM71 127H72L73 129H72ZM82 127H80L79 129L77 128V130H79V132H81V131H82V130H81ZM39 128H40V127H39ZM55 128H56V127H55ZM24 129H25V127H24ZM40 129H41V128H40ZM82 129H83V128H82ZM230 129H231V127H230ZM35 130H36V129H35ZM41 130H42V129H41ZM77 130H75V132H76ZM80 130H81V131H80ZM84 130H85V128H84ZM84 130H83V131H84ZM46 131H48V130H46ZM46 131H45V133H46ZM55 131H56V130H55ZM3 132H4V129H3ZM42 133H43V132H42ZM91 133H92V132H91ZM69 134H70V135H69ZM82 135H83V134H82ZM97 135H98V134H97ZM32 136H33V135H32ZM65 136H63V137L65 138ZM99 136H100V135H99ZM3 137H4V136H3ZM38 137H39V135H38ZM57 137H58V136H57ZM26 139H27V138H26ZM53 139H54V138H53ZM61 139H62V138H61ZM55 140H56V139H55ZM55 140H54V141H55ZM57 140H58V138H57ZM225 140H226V139H225ZM232 140H233V139H232ZM234 141H235V139H234ZM13 142H14V141H13ZM231 142H232V141H231ZM15 143H16V142H15ZM227 143H228V142H227ZM233 143H234V142H233ZM214 144H215V143H214ZM75 145H76V144H75ZM225 146H226V145H225ZM203 150H204V149H203ZM180 152H181V151H180ZM160 155H161V154H160ZM156 157H157V156H156ZM167 157H168V156H167ZM181 157H182V156H181ZM174 158H175V157H174ZM184 158H185V157H184ZM184 158H183V159H184ZM187 158H188V157H187ZM159 159H160V157H159ZM165 159H166V158H165ZM203 159H204V158H203ZM208 159H209V158H208ZM143 160H144V159H143ZM183 161H184V160H183ZM224 161H225V160H224ZM133 162H134V161H133ZM202 162H203V161H202ZM131 163H132V162H131ZM225 163H226V162H225ZM185 164H186V163H185ZM176 165H177V164H176ZM219 165H220V164H219ZM221 165H222V164H221ZM130 166H131V165H130ZM133 166H134V165H133ZM135 166H136V165H135ZM229 166H230V165H229ZM231 166H232V165H231ZM147 167H148V166H147ZM182 167H183V166H182ZM185 167H186V166H185ZM126 168H127V167H126ZM126 168H125V169H126ZM152 168H153V167H152ZM189 168H190V167H189ZM125 169H124V170H125ZM154 169H155V168H154ZM124 170H122V171H124ZM146 170H147V169H146ZM146 170H145V172H146ZM129 171H130V170H129ZM170 171H171V170H170ZM177 171H178V170H177ZM181 171H182V170H181ZM183 171H184V170H183ZM139 172H140V171H139ZM171 173H172V171H171ZM177 173H179V171H178ZM123 174H124V173H123ZM130 174H131V173H129V175H130ZM142 174H143V173H142ZM185 174H186V173H185ZM143 175H144V174H143ZM113 177H116V176H113ZM189 177H191V176H189ZM189 177H188V179H189ZM125 178H126V177H125ZM119 179H120V178H119ZM147 179H148V178H147ZM186 179H187V178H186ZM194 179H195V178H194ZM196 179H197V178H196ZM196 179H195V180H196ZM113 181H114V180H113ZM124 181H125V180H124ZM175 181H176V180H175ZM114 182H115V181H114ZM118 182H119V181H118ZM150 183H151V182H150ZM107 184H108V183H107ZM115 185H116V184H115ZM167 185H168V184H167ZM111 186H112V185H111ZM116 186H117V185H116ZM118 186H120V185H118ZM100 188H101V187H100ZM114 188H115V187H114ZM104 189H105V188H104ZM112 189H113V188H112ZM163 189H164V188H163ZM142 191H143V190H142ZM122 192H123V191H122ZM170 192H171V191H170ZM170 192H169V194H170ZM188 192H189V191H188ZM117 193H118V192H117ZM120 193H121V192H120ZM149 193H150V192H149ZM113 194H114V193H113ZM206 194H207V193H206ZM237 194H238V193H237ZM105 195H106V194H105ZM122 195L124 196V194H122ZM153 195H154V194H153ZM164 195H165V193H164ZM171 195H172V194H171ZM185 195H186V194H185ZM185 195H184V196H185ZM241 195H242V194H241ZM106 196H107V195H106ZM106 196H104V197L107 198ZM150 196H151V195H150ZM187 197H188V196H187ZM205 197H206V196H205ZM149 198H150V197H149ZM163 198H164V197H163ZM163 198H161V199H163ZM118 199H119V197H118ZM157 199H158V198H157ZM139 200H140V199H139ZM146 200H147V199H146ZM149 201H150V199H149ZM151 201H152V199H151ZM238 206H239V205H238ZM241 207H242V206H241ZM157 208H158V207H157ZM157 208H156V209H157ZM168 208H170V207H168ZM152 209H153V208H152ZM173 209H174V208H173ZM175 209H176V208H175ZM177 209H179V208H177ZM221 209H222V208H221ZM110 210H111V209H110ZM167 210H168V209H167ZM247 210H248V208H247ZM99 211H100V210H99ZM113 211H114V210H113ZM153 211H154V210H153ZM240 211H241V210H240ZM36 212H37V211H36ZM138 212H139V211H138ZM176 212H177V211H176ZM178 212H180V210H179ZM153 213H154V212H153ZM181 213H182V212H181ZM181 213H180V214H181ZM183 213H184V212H183ZM192 213H193V212H192ZM217 213H218V212H217ZM239 213H240V212H239ZM100 214H101V213H100ZM148 214H149V213H148ZM151 214H152V213H151ZM173 214H174V213H173ZM178 214H179V213H178ZM178 214H177V215H178ZM184 214H185V213H184ZM204 214H205V213H204ZM237 214H238V213H237ZM243 214H244V213H243ZM171 215H172V212H171ZM185 215H186V214H185ZM185 215H182V214H181V216H185ZM225 215H226V214H225ZM227 215H228V213H227ZM232 215H234V214H232ZM9 216H10V215H9ZM107 216H108V214H107ZM128 216H129V215H128ZM199 216H200V215H199ZM202 216H203V215H202ZM215 216H216V215H215ZM116 217H117V216H116ZM122 217H123V215H122ZM226 217H228V216H226ZM239 217H240V216H239ZM104 218H105V217H104ZM111 218H112V217H111ZM151 218H152V217H151ZM180 218H181V217H180ZM182 218H183V217H182ZM220 218H221V217H220ZM241 218H242V217H241ZM12 219H13V218H12ZM123 219H124V218H123ZM135 219H136V218H135ZM152 219H153V218H152ZM171 219H172V218H171ZM228 219H229V218H228ZM262 219H263V218H262ZM17 220H18V219H17ZM21 220H22V219H21ZM94 220H95V219H94ZM100 220H101V219H100ZM114 220H115V219H114ZM118 220H119V218H118ZM187 220H188V219H187ZM190 220H191V218H190ZM197 220H198V219H197ZM200 220H202V219H200ZM95 221H97V220H95ZM95 221H93V222H95ZM104 221H105V220H104ZM149 221H150V220H149ZM173 221H174V220H173ZM106 222H107V221H106ZM169 222H170V221H169ZM171 222H172V221H171ZM238 222H239V221H238ZM104 223H105V222H104ZM111 223H112V222H111ZM137 223H139V222H137ZM151 223H152V222H151ZM177 223H178V222H177ZM179 223H180V222H179ZM189 223H190V222H189ZM124 224H125V223H124ZM156 224H157V223H156ZM182 224H183V223H182ZM198 224H199V223H198ZM234 224H235V223H234ZM114 225H115V224H114ZM171 225H172V224H171ZM111 226H112V225H111ZM148 226H149V225H148ZM184 226H185V225H184ZM196 226H197V225H196ZM230 226H231V224H230ZM232 226H233V225H232ZM238 226H239V225H238ZM104 227H105V226H104ZM140 227H143V226H140ZM140 227H139V229H140ZM149 227H150V226H149ZM152 227H153V226H152ZM178 227H179V226H178ZM192 227H193V225H192ZM239 227H240V226H239ZM242 227H243V226H242ZM122 228H123V227H122ZM133 228H134V227H133ZM189 228H190V227H189ZM173 229H174V228H173ZM185 229H186V228H185ZM231 229H233V228H231ZM74 230H75V229H74ZM99 230H100V229H99ZM148 230H149V229H148ZM183 230H184V229H183ZM189 230H190V229H189ZM223 230H225V229H223ZM97 231H98V230H97ZM114 231H115V230H114ZM118 231H119V230H118ZM126 231H127V230H126ZM126 231L124 230V232H126ZM134 231H135V230H134ZM136 231H137V230H136ZM141 231H142V230H141ZM175 231H178V230L175 229ZM162 232H163V231H162ZM162 232H161V234H162ZM172 232H173V234H174V231H172ZM126 233H127V232H126ZM136 233H137V232H136ZM167 233H168V231H167ZM188 233H189V232H188ZM115 234H117V233H115ZM170 234H171V233H170ZM231 234H232V233H231ZM150 235H151V234H150ZM168 235H169V234H168ZM174 235H175V234H174ZM177 235H178V233H177ZM220 235H221V234H220ZM227 235H228V234H227ZM117 236H118V235H117ZM122 236H124V235H122ZM127 236H128V235H127ZM159 236H160V235H159ZM237 236H238V235H237ZM149 237H150V236H149ZM165 237H166V236H165ZM171 237H172V236H171ZM182 237H183V236H182ZM113 238H114V237H113ZM116 238H117V237H116ZM142 238H143V237H142ZM172 238H173V237H172ZM226 238H227V237H226ZM226 238H225V239H226ZM233 238H234V237H233ZM139 239H140V238H139ZM149 239H150V238H149ZM164 239H165V238H164ZM173 240H174V239H173ZM175 240H176V239H175ZM229 240H230V239H229ZM135 241H136V240H135ZM149 241H150V240H149ZM178 241H179V240H178ZM137 242H138V241H137ZM162 242H163V241H162ZM173 242H174V241H173ZM77 243H78V242H77ZM81 243H82V242H81ZM128 243H129V242H128ZM143 243H144V242H143ZM222 243H223V242H222ZM262 243H263V242H262ZM65 244L67 245V243H65ZM121 244H122V243H121ZM133 244H134V243H133ZM157 244L159 245L158 242H157ZM157 244H156V245H157ZM74 245H75V244H74ZM153 245H154V244H153ZM225 245H226V244H225ZM59 246H60V245H59ZM150 246H151V245H150ZM218 246H219V244H218ZM263 246H264V244H263ZM263 246H262V247H263ZM138 247H139V246H138ZM163 247H164V246H163ZM57 248H58V247H57ZM80 248H81V247H80ZM103 248H104V247H103ZM135 248H136V247H135ZM159 248H160V247H159ZM68 249H69V248H68ZM68 249H67V250H68ZM95 249H96V248H95ZM121 249H122V248H121ZM124 249H125V248H124ZM130 249H131V248H130ZM202 249H203V248H202ZM218 249H219V248H218ZM91 250H92V249H91ZM108 250H109V249H108ZM155 250H156V249H155ZM32 251H33V250H32ZM46 251H47V250H46ZM74 251H76V249H75ZM104 251H105V250H104ZM152 251H153V249H152ZM203 251H205V249H204ZM253 251H254V250H253ZM26 252H27V251H26ZM69 252H70V250H69ZM110 252H111V251H110ZM136 252H137V251H136ZM143 252H144V251H143ZM188 252H189V251H188ZM259 252H260V251H259ZM35 253H36V252H35ZM97 253H98V252H97ZM103 253H105V252H103ZM114 253H115V252H114ZM128 253H129V252H128ZM130 253H131V252H130ZM251 253H252V252H251ZM251 253H250V254H251ZM254 253H255V252H254ZM21 254H23V253H21ZM31 254H33V253H31ZM37 254H38V253H37ZM64 254H65V253H64ZM83 254H84V253H83ZM105 254H106V253H105ZM108 254H109V252H108ZM122 254H123V253H122ZM142 254H143V253H142ZM150 254H151V253H150ZM200 254H201V253H200ZM218 254H219V253H218ZM218 254H217V255H218ZM17 255H18V254H17ZM26 255H27V254H26ZM41 255H42V254H41ZM43 255H44V254H43ZM110 255H111V254H110ZM112 255H113V254H112ZM131 255L133 256L132 253H131ZM151 255H152V254H151ZM151 255H150V257H151ZM215 255H216V254H215ZM215 255H214V256H215ZM226 255H227V254H226ZM14 256L16 257V254H14ZM63 256H64V255H63ZM101 256H102V255H101ZM113 256H115V255H113ZM128 256H129V255H128ZM132 256H131V257H132ZM145 256H146V255H145ZM214 256H211V257L213 258ZM10 257H11V256H10ZM69 257H70V256H69ZM152 257H153V256H152ZM13 258H14V257H13V255H12V260H13ZM66 258H67V257H66ZM106 258H107V257H106ZM147 258H148V257H147ZM199 258H200V257H199ZM249 258H250V257H249ZM8 259H9V257H8ZM14 259H16V258H14ZM29 259H30V258H29ZM52 259H53V258H52ZM59 259H61V257H60ZM111 259H112V258H111ZM148 259H149V258H148ZM245 259H246V258H245ZM3 260H4V259H3ZM12 260H11V261H12ZM55 260H56V259H55ZM69 260H70V259H69ZM102 260H103V259H102ZM131 260H132V259H131ZM138 260H139V259H138ZM5 261H6V260H5ZM8 261H9V260H8ZM21 261H22V260H20V262H21ZM29 261H30V260H28V261L26 260V261H24V262H29ZM57 261H59V260H57ZM57 261H56V263H57ZM104 261H105V260H104ZM129 261H130V259H129ZM150 261H151V260H150ZM241 261H242V260H241ZM244 261H245V260H244ZM13 262H14V264H15V260H14ZM13 262H12V263H13ZM20 262L18 261L19 264H23V263H24V262H23V263H20ZM53 262H54V261H53ZM121 262H123V261H121ZM126 262H127V261H126ZM151 262H152V261H151ZM195 262H196V261H195ZM12 263H11V264H12ZM18 263H16V264H18ZM124 263H125V262H124ZM144 263H145V262H144ZM149 263H150V262H149ZM192 263H194V262H192ZM192 263H191V264H192ZM212 263H213V262H211L210 264H212ZM25 264H28V263H25ZM49 264H50V263H49ZM105 264H106V263H105ZM127 264H128V263H127ZM141 264H143V263H141ZM146 264H148V263H146ZM204 264H205V263H204ZM206 264H207V263H206ZM208 264H209V263H208ZM226 264H227V263H226Z\"/></svg>",
    "mask_w": 264,
    "mask_h": 264
},
{
    "label": "clouds",
    "instance_id": "obj_3",
    "mask_svg": "<svg viewBox=\"0 0 264 264\" xmlns=\"http://www.w3.org/2000/svg\"><path fill=\"white\" fill-rule=\"evenodd\" d=\"M243 7L250 9H255L256 7H260L264 9V0H258V3L256 4H244Z\"/></svg>",
    "mask_w": 264,
    "mask_h": 264
}]
</instances>
